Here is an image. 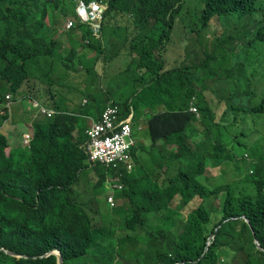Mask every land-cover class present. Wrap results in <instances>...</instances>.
<instances>
[{
    "label": "trees",
    "instance_id": "16d2710c",
    "mask_svg": "<svg viewBox=\"0 0 264 264\" xmlns=\"http://www.w3.org/2000/svg\"><path fill=\"white\" fill-rule=\"evenodd\" d=\"M77 1L0 0V129L20 111L12 108L11 117L8 94L12 101L35 99L61 111L35 119L29 145L20 148L11 149L0 130V264H58L56 254L45 256L53 249L61 251L62 264H264V0H197L198 9L187 10L188 0H100L106 4L100 27L77 23L62 30L65 48L57 39L60 24L77 18ZM85 47L95 58L80 54ZM173 49L179 55L172 61L166 56ZM115 50L140 62L151 81L140 84L144 72L126 69L136 86L124 100H115L111 90L97 95L102 83L79 88L89 113L58 99L70 80L85 85L75 80L74 59L79 70L97 77L107 72L98 62H113L107 67L113 77V67L124 66L116 63ZM209 57L219 80L258 97L253 115L262 117L255 123L228 112L232 121L221 128V119L216 124L198 102L210 126L200 135L188 130L196 117L181 99L191 96L188 89L202 74L198 67ZM46 82L55 84L51 97L43 91ZM133 96L137 112L140 103L151 111L149 140L132 149L133 171L120 169L123 190L106 194L104 185L118 177L117 169L90 164L81 121L85 113L87 119L94 111L99 116L111 99L125 118ZM209 165L223 167L222 173L210 176ZM113 193L115 205L107 200ZM196 199L198 206L183 217Z\"/></svg>",
    "mask_w": 264,
    "mask_h": 264
},
{
    "label": "clouds",
    "instance_id": "9594fccd",
    "mask_svg": "<svg viewBox=\"0 0 264 264\" xmlns=\"http://www.w3.org/2000/svg\"><path fill=\"white\" fill-rule=\"evenodd\" d=\"M196 9H198V8H196ZM105 10H106V4L104 2H101L100 0H87V1L78 0L76 7H75V13L77 16V18L75 20L77 21L78 24L79 23H89L91 26L98 29L100 27V21H101L102 15H103ZM186 10H187V8H186ZM199 10H202V9H199ZM184 12H185V10H184ZM66 22L67 23H65L64 27H63L65 32L77 24V23L75 24L74 21L70 20V19H68ZM84 43H86V41ZM86 50H87L88 54L91 53V54H89L90 56H93L95 58L94 51L90 48H87V47H85V49H83L80 52V54L81 55L86 54L87 56L85 55V57H89V55L86 53ZM91 51H93V52H91ZM175 51L178 52V54L176 56H172L170 54L168 59H172V61L174 59H178L177 56L179 55V51H177V50H175ZM104 52H106V53H108V55H110L111 48L106 47ZM115 53L117 54V50H115ZM130 58L132 59L131 62L133 61V63H131L130 61L128 63H131L133 65L136 63L135 67H137V68L139 67L141 69V71L146 73V71H147L146 68L140 67V62H135L133 57L129 56V59ZM116 59H117V57H116ZM206 59L208 60V62L206 63V66L198 67V70L202 73L200 78H198L197 82L193 84V89H188L189 92L193 90L191 96L186 98V95H184L181 99V103L183 104V108H188L187 109L188 112H190L191 114H195V117H196V123L194 125H191L188 130L190 132L197 134V135H200V134H203V132H201V130L206 131V127L210 126V120L208 118H204L203 115L200 113L199 108L197 106L198 102H201L202 105L207 109L206 113L210 116V118H215L216 124L221 119L222 123L218 124V126H220L221 128H225V127L229 126L231 121H232L231 118H228L226 116V113H228V112L233 113L235 116H237L238 121H245L248 123H255L258 118H261L262 114L255 113L256 116L253 115V113H254L253 111L256 108V106H254L256 104H253V102H252L254 96H252V99L250 101H248V102L246 101L247 95H249V90H246L243 88V92L238 94L237 90H241V89L239 87H237L236 84H226L225 81L218 79V77L220 76V73L216 69L215 65H217V63H216L215 58L209 57ZM74 60L77 62V58ZM112 63L113 62H110L108 65H111ZM211 64H213V66ZM129 66H130V64H129ZM180 66H181V59H180ZM75 67L77 68V70H79V68H80V67L79 68L77 67V64L75 65ZM98 68H103V67L99 66ZM166 71H167V69L165 67L163 72H166ZM102 74L104 76V73H102ZM74 76H75V80L79 81V80L83 79V78L81 79V76L79 73H76ZM103 76H99V80L101 81V83H103V84L105 83V85H106V82H105L106 80L103 79ZM147 77L149 78V81H151V76L147 75ZM262 79L264 80V77ZM54 86H55V84H52L49 82H46V84L43 85V91H46L48 93V94H46L48 97L49 96L51 97V94H52L51 91L53 90ZM98 91L103 93L101 88H99ZM86 95L87 94H84V96L81 97L78 94V96L80 97V100H79V103H77V105L80 106V109H78V110L70 109L69 111L76 110V113H80V114H82V113L79 111H86V110H84V108L89 106V100H87V98L85 97ZM60 98H61V96L58 97L59 100H61ZM84 98H86V100H83ZM5 99L8 103L7 105H9V108H10V115H11V110H12L13 106L16 105L15 104L16 102H21L23 104V106L28 107V108H23V107L19 106V108L25 109V112L27 111V112L33 113L35 111L36 117L35 118L33 117L34 119H32V120L30 119V117L27 114L25 115V119L31 120V123L35 119H38L39 117H44V116L51 117L54 114L61 113V111L52 109L50 107H46L45 105H43L42 103H40L39 101H37L35 99H28L27 101H20V100L12 101L11 100L12 96L10 94H8L5 97ZM68 100H70V99L69 98L64 99L66 106H67ZM111 101H113L115 103V105L119 106V108H120L119 119L124 120V119L129 117L130 113L133 114L131 126H132V130L134 132L135 128H134L133 123H134V119L136 118L135 117L136 109H135V106L133 104V99L129 100L130 106H129V109L127 111V116L125 118L121 117L122 108H121L120 104L116 103L113 99L106 102V105L104 106L103 109H101L97 120H92L91 117L89 116V119L91 121V125L87 128V130H89L92 127V125L100 119V116L104 112V110L106 109L107 104ZM248 104H249V106H248ZM240 105L244 106L243 107L244 110L243 109L242 110H236L235 109L236 106H240ZM29 107H31V108H29ZM69 114H74V113H69ZM84 116H86V114H84ZM27 130L23 134V136L25 134H28L30 137V140H31V134H30L31 131H30V129H28V127H27ZM87 130L85 132L86 136H87ZM138 130H141V128L139 127ZM133 132H132V137L134 136ZM23 136H22V144H24ZM87 140H88V138L86 139V141L83 145L85 152H86ZM29 143H30V141H29ZM29 143H28V145H29ZM136 146H137V142L135 141V146L132 147V149L135 148ZM237 148H239V147H237ZM86 154H87V152H86ZM131 156L133 158L132 164H135L134 157L132 155V150H131ZM244 157L247 159L248 155L245 154ZM88 160H89V157H88ZM247 160H249V159H247ZM90 164L95 165L98 163H91L90 162ZM104 166H106V165H104ZM106 167H108V166H106ZM120 169L121 170L122 169L127 170L125 167L117 169L118 174L116 176H118V177L116 179L108 178V180L106 182L107 185H110V190L115 191V192L123 190V185L120 183V179L122 177V173H121ZM133 169L134 168H132L131 171H133ZM127 171L131 172L129 170H127ZM117 186H121V188H118ZM113 196H114V193H113ZM108 198H109V196H108ZM114 198H115V196H114ZM108 202H109V200H108ZM114 205H115V201H114ZM240 218L244 219L245 222L251 226L249 218H247L245 215H241ZM218 227L215 228V231L218 229ZM214 235H215V232L211 235V238H213ZM255 244L257 245L258 249H261L259 242L256 239H255ZM53 250H59V249H53ZM5 252H6V250H5ZM47 253H49V252H47ZM60 253H61V251H60ZM50 254H55V253L52 252ZM49 255H45V256H49ZM14 256H18V255L16 254ZM57 257H58V255H57Z\"/></svg>",
    "mask_w": 264,
    "mask_h": 264
},
{
    "label": "rangeland",
    "instance_id": "374dc122",
    "mask_svg": "<svg viewBox=\"0 0 264 264\" xmlns=\"http://www.w3.org/2000/svg\"><path fill=\"white\" fill-rule=\"evenodd\" d=\"M197 6H198V1L197 0H188L187 1V3H186V8L187 9H189V8H197ZM68 19H70V18H67V19H64V20H62V23L60 24L62 27H64V24L65 23H67L66 21L68 20ZM70 20H73L74 21V23L76 24L77 23V21L75 20V19H70ZM62 30H64V28H62L61 30H60V33H59V35L57 36V39H59V41H62L63 43H64V47L65 48H68L69 47V44H67V42H66V39H65V36H64V34H63V31ZM174 39H176V42H178V44H180L181 45V47H183V43H180V37H174ZM65 48H63V49H65ZM62 53L63 54H66L67 53V50L65 49V50H63L62 51ZM86 53L88 54V52H87V50H86ZM89 54H91V53H89ZM88 54V55H89ZM170 54L172 55V56H176L177 54H178V52H176L174 49L168 54V56L167 57H169L170 56ZM86 55V54H85ZM87 56V55H86ZM73 62H74V66L77 64V62L74 60V61H72V64H73ZM93 62H94V60H92L91 61V64H89V65H91V67H93ZM104 64H100L99 62L96 64V66L97 67H106V69H107V72H106V75H105V77H110L111 76V71L107 68L108 67V65H107V63H105V62H103ZM124 65V64H123ZM212 66H213V64H211ZM118 68H120V67H118ZM120 69H122L121 71H119L115 76H116V81L114 82V80H111V81H105L106 82V84L109 82V84H110V86L113 88L112 90H113V92L115 93L116 91H117V89H121L122 91H123V94H125V92H126V95H128L129 93H128V90H129V87L134 91V88H135V86H136V84L135 83H132V78H133V75L132 74H128V73H126L125 71H126V69H129V71L130 72H133V73H135L136 72V68H135V66L134 67H130V66H125V67H122V68H120ZM78 72H79V74H80V76H81V79L84 81V86H81V85H79V82H73V81H69L66 85H65V88L63 87V88H61L59 91L60 92H64V94L61 96V100H63V99H65V98H69V99H71V104L72 105H75V104H77V103H79V100H80V97L78 96V90H79V88H82V91L83 92H86V91H88L89 90V88H91V87H93V85H99L101 82H100V80H99V77H97L96 76V74H94V72H92L91 73V75L89 76L88 75V73L86 72V69L83 67V66H81V69L80 70H78ZM147 75H149V76H151L152 77V75L151 74H148V73H144V77H143V81H141L140 82V84H144V82L146 81V77H147ZM102 76H103V74H102ZM115 76H113V77H111V78H114ZM105 84V83H104ZM162 86H164V84L162 83L161 84ZM67 86H68V88L69 89H67ZM96 94L97 95H100V94H102L103 95V93L102 92H100V91H98V90H96ZM115 94H117V96H119L120 94H118V93H115ZM261 95V94H260ZM132 99H135V97L133 96L132 97ZM252 99V97L249 95L248 96V98H247V102L248 101H250ZM83 100H86V98H84ZM252 102H253V104H257V102H258V97H253V100H252ZM16 105H14L13 106V108H19V106L20 107H23V108H28V107H26V106H23V104L21 103V102H16L15 103ZM22 108V109H23ZM29 108H31V107H29ZM89 108V106L88 107H85L84 108V110H86V112L87 113H89L88 111H87V109ZM19 112H18V115H17V117L16 118H14V119H16V120H14L13 122L14 123H8L7 122V124H6V126H5V129H3V126L1 127V132L4 134V136L5 137H7V139H8V142H9V147L11 148V149H13V148H20L21 146H22V136H21V134H23V133H25L26 132V130H27V127H28V129H29V127H30V124H31V120L32 119H34L35 117H36V112L34 111L32 114H30L29 115V117H30V119L31 120H28V119H26L27 121H26V123L25 124H23V123H19L18 125H16L18 122H17V118H19L21 115H23V114H25L26 115V112H24L25 111V109L24 110H21V108H19ZM146 112H147V107L145 106V104L144 103H140L139 104V106H138V112L136 111V118H135V120H134V123H133V125H134V136H133V139L137 142L138 140H141V139H144V138H146V139H148L149 140V137H148V128L146 127V122H147V118H146ZM137 113L139 114V116H140V119H142V121H140L139 123H137L136 122V120H137ZM38 116V115H37ZM11 117H13L12 116V110H11ZM34 117V118H33ZM83 124H86V127L88 128L89 127V123H90V120L89 119H87L86 118V116H84V118L82 119V121H81ZM27 126V127H26ZM139 127H141L142 128V130H138V128ZM10 131V133L8 134V132L7 131ZM28 131V130H27ZM139 131V132H138ZM145 143V144H144ZM144 143H142L147 149L149 148V144L147 143L146 144V142H144ZM238 150L240 151L241 149L240 148H238ZM247 159H250L249 158V156L247 157ZM134 167H136V164H132V168H134ZM126 168V167H125ZM223 167H221V168H213V166L212 165H209V169L211 170V175L210 176H214V177H218L222 172H221V169H222ZM232 176L233 175H231V174H229L226 178H225V181H229V180H231L232 179ZM105 190L107 191V193L106 194H108L109 193V190H110V185H107V183H105ZM110 196V195H109ZM115 199L116 198H114V200H113V202L115 201ZM107 200H108V198H107ZM199 202H200V199L198 200V199H196V200H194L193 202H191L190 203V205H189V207H188V209L186 210V211H183L184 213H183V217L184 216H186L187 215V212H189L190 210H192V209H194L195 207H197L198 206V204H199ZM217 203L218 204H221V202L219 201V200H217ZM111 205H112V203H111Z\"/></svg>",
    "mask_w": 264,
    "mask_h": 264
},
{
    "label": "built area",
    "instance_id": "2783aa9c",
    "mask_svg": "<svg viewBox=\"0 0 264 264\" xmlns=\"http://www.w3.org/2000/svg\"><path fill=\"white\" fill-rule=\"evenodd\" d=\"M120 108L113 101L107 104L100 119L87 130L86 152L91 163H100L113 169L126 167L132 170L131 156L135 141L132 137L131 121L133 114L130 113L126 119H119ZM30 137L23 136L24 144H28ZM121 188V186H117ZM110 204L114 205V196L108 198Z\"/></svg>",
    "mask_w": 264,
    "mask_h": 264
},
{
    "label": "crops",
    "instance_id": "0c3cea01",
    "mask_svg": "<svg viewBox=\"0 0 264 264\" xmlns=\"http://www.w3.org/2000/svg\"><path fill=\"white\" fill-rule=\"evenodd\" d=\"M131 58L129 59V54H127V53H122V52H120L119 54H118V56H117V59H116V63H119L120 65H125L126 63H128L129 61L131 62ZM133 63V62H132ZM124 67V66H123ZM98 69H100V70H103L102 68H98ZM121 71L122 69H120V68H117V67H113V76H115L118 72H119V70ZM103 73V72H102ZM116 73V74H115ZM133 73V72H132ZM133 74H135V73H133ZM109 78H111V77H105V74H104V76H103V79H105V80H109ZM115 82V81H114ZM147 83H149V78L148 77H146V81L144 82V84H147ZM131 87V86H130ZM129 87V88H130ZM101 89H102V91H103V93H109L110 92V90L112 91V93H113V96H114V99L115 100H124L125 98H127V96L128 95H126V92H125V94H123L122 92V90L120 89H117V91L115 92V93H118V94H120L119 96H117V94H115L114 92H113V88L109 85H105V84H103L102 83V87H101ZM131 89V88H130ZM132 90V89H131ZM122 93V94H121ZM130 96V95H129ZM132 100V99H131ZM70 104V100H68V102H67V106ZM21 110H24V109H22L21 108ZM25 112V111H24ZM151 111H148L147 110V112H146V114L148 113V115H152L151 113H150ZM26 114L29 116L30 114H32L31 112H27L26 111ZM86 114V113H85ZM21 116H24L25 117V114H23V115H21ZM98 116V112L97 111H94V112H92V114H91V119L92 120H97L96 119V117ZM141 121H142V119H141ZM7 122L8 121H6L2 126H3V129H5V126H6V124H7ZM140 122V121H139ZM138 122V123H139ZM8 123H10V122H8ZM91 125V122L89 123V126ZM141 128V127H140ZM141 130H142V128H141ZM8 132V134L10 133V131L8 130L7 131ZM147 144V143H146Z\"/></svg>",
    "mask_w": 264,
    "mask_h": 264
},
{
    "label": "water",
    "instance_id": "95a60500",
    "mask_svg": "<svg viewBox=\"0 0 264 264\" xmlns=\"http://www.w3.org/2000/svg\"><path fill=\"white\" fill-rule=\"evenodd\" d=\"M6 252L11 254V255H16L15 253H13L12 251H9V250H6ZM52 252L58 255V263L62 264L63 263V256H62V254L60 253L59 250H53V251H51V252H49V253H47L45 255H49Z\"/></svg>",
    "mask_w": 264,
    "mask_h": 264
}]
</instances>
